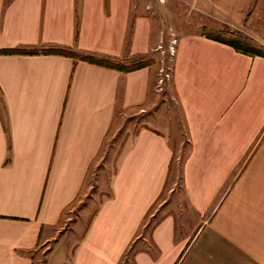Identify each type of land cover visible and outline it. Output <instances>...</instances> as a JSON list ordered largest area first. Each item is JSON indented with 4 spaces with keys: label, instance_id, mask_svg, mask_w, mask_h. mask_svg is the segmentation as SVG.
<instances>
[{
    "label": "crops",
    "instance_id": "1",
    "mask_svg": "<svg viewBox=\"0 0 264 264\" xmlns=\"http://www.w3.org/2000/svg\"><path fill=\"white\" fill-rule=\"evenodd\" d=\"M193 1L212 13L200 26L246 25L240 9ZM163 2L0 0V50L59 48L127 64L151 60L165 39L188 144L180 212L166 210L136 241L173 155L167 119L154 110L155 65L119 72L53 54L0 55V264H120L131 248L129 264H264V58L204 34L169 38L178 30ZM132 116L142 123L99 183L106 195L78 238L58 239L110 128Z\"/></svg>",
    "mask_w": 264,
    "mask_h": 264
},
{
    "label": "rangeland",
    "instance_id": "2",
    "mask_svg": "<svg viewBox=\"0 0 264 264\" xmlns=\"http://www.w3.org/2000/svg\"><path fill=\"white\" fill-rule=\"evenodd\" d=\"M221 5L227 8L230 12H235L234 10H242V17H245L246 25H239L245 30L249 35L255 37L257 40L261 39L264 35V0H218ZM162 4L165 8H169L171 11V19L169 24L176 27L178 32L170 33L165 32V34L172 38L173 36L184 35V34H214L221 33L224 36L231 37L230 33L243 36L236 33L230 27L219 24L218 28H210V26H200L199 17L209 15L203 9L196 6L193 0H168V3L163 2ZM191 6H193L191 8ZM201 13V14H200ZM161 19L166 23L165 17L160 15ZM198 17V18H197ZM227 21V20H226ZM227 23V22H226ZM233 24V23H231ZM245 37V36H244ZM247 38V37H246ZM165 40V39H164ZM162 42V47L151 56V64L155 65L157 71L158 80V96L157 104L154 110H158V113L164 114L167 119V124L171 131L170 142L172 143L173 155L168 170V177L166 179V184L164 189L160 193V196L152 204L148 213L144 217L142 223L143 227L141 229L140 235L138 237L139 241L142 238L147 239V233L149 226H151L155 221H157L166 210H172L180 212L181 205L184 204L182 201L181 188H180V171L181 165L184 158L188 152V144L186 143L183 133V125L178 111V107L171 93L170 86L168 83V78H165V73L168 75L170 72L171 65V48L167 47L164 41ZM253 45L257 47L260 46L259 43L247 39ZM169 77V76H168ZM142 123L140 117H126L124 119H118L114 122V125L110 128L108 138L103 144L102 152L98 158L94 161L92 168L89 171L86 186L80 193L76 201L67 208L62 219L64 224L58 235V239H69L72 241L74 238H78L81 229L85 226L86 220L89 218L90 214L94 211L96 205L106 192L100 191V182H104L109 174L114 168V161L118 149L124 139L133 134ZM180 135H179V134ZM180 136V139H178ZM179 141L181 143H179ZM185 215V212L183 213ZM189 215V214H188ZM146 226V228H144ZM142 241V240H141ZM132 248L128 251V255L122 258L120 264H129ZM36 257V256H35ZM39 259L42 258V253L39 250L37 253Z\"/></svg>",
    "mask_w": 264,
    "mask_h": 264
},
{
    "label": "trees",
    "instance_id": "3",
    "mask_svg": "<svg viewBox=\"0 0 264 264\" xmlns=\"http://www.w3.org/2000/svg\"><path fill=\"white\" fill-rule=\"evenodd\" d=\"M207 38L225 44L231 47L234 51L249 56V57H262L264 58V49L261 47H257L250 43L245 37L230 33L231 37H227L222 35L221 33L207 34L205 35ZM30 55V54H42V55H60L64 57H68L73 60H78L82 62H86L89 64L102 66L105 68L114 69L119 72H130L134 70H138L140 68H144L151 63V60L148 59H137L131 61L127 64L122 62H112L104 58H96L90 55L78 54L76 52L67 50V49H59V48H46L41 50H15V49H2L0 50V55Z\"/></svg>",
    "mask_w": 264,
    "mask_h": 264
},
{
    "label": "built area",
    "instance_id": "4",
    "mask_svg": "<svg viewBox=\"0 0 264 264\" xmlns=\"http://www.w3.org/2000/svg\"><path fill=\"white\" fill-rule=\"evenodd\" d=\"M159 2H163V0H158ZM193 6H191L192 8ZM207 17H209V15H206ZM220 22V20H218ZM222 24L230 27L232 30H234L236 33H239L241 35H243V37L245 36L246 39H251L252 41L256 42V43H259L260 46L264 47V35L261 39L257 40L255 37L249 35L245 30H243V28L239 25H234V24H231V23H226V22H223L221 21ZM165 78H168V75L165 73Z\"/></svg>",
    "mask_w": 264,
    "mask_h": 264
}]
</instances>
